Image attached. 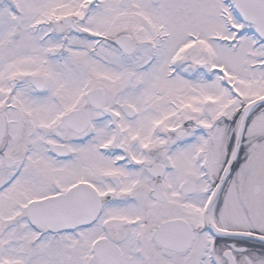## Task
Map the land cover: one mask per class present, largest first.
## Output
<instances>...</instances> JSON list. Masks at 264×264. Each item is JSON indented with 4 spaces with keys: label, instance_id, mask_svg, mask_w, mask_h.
Returning a JSON list of instances; mask_svg holds the SVG:
<instances>
[{
    "label": "snow or ice",
    "instance_id": "1",
    "mask_svg": "<svg viewBox=\"0 0 264 264\" xmlns=\"http://www.w3.org/2000/svg\"><path fill=\"white\" fill-rule=\"evenodd\" d=\"M0 264H264V0H0Z\"/></svg>",
    "mask_w": 264,
    "mask_h": 264
}]
</instances>
